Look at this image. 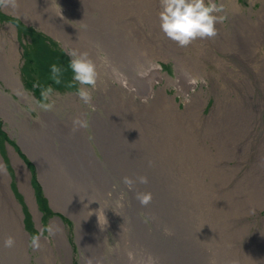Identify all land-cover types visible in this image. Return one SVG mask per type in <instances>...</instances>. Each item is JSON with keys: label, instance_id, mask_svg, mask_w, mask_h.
<instances>
[{"label": "rangeland", "instance_id": "rangeland-1", "mask_svg": "<svg viewBox=\"0 0 264 264\" xmlns=\"http://www.w3.org/2000/svg\"><path fill=\"white\" fill-rule=\"evenodd\" d=\"M42 1L17 0L18 6L15 8H0V63L3 64L5 71L8 73L11 70L15 71L24 91L36 101L41 100L42 89L49 86L54 89L52 99L57 101L56 97L66 98L73 95L72 93L79 87V85H76L75 88L68 87V84L72 82L73 76L69 68L71 58L68 55V51L71 49L84 51L88 43H84L82 39L77 40L70 30L59 29V24H54L56 19H53L50 23L51 20L47 21L42 12L39 15L38 8L41 7ZM82 1L95 6L90 9L93 16L107 20L112 26L116 27V30L121 28L124 31V34L119 33V31L117 33L124 38L122 49L125 50L128 45L125 25L129 21L127 12L130 7H125L117 15H112L114 18V24H112V18L109 19L107 12H109L111 6L115 8L122 6L120 2H117V0ZM138 1L142 4L144 3V5H152L153 11L159 13V0ZM214 2L218 5L222 3L224 6V10L219 13L224 19L216 24L218 34L212 39H198L186 48L179 47L165 35L157 37L152 28L149 29L147 24L140 20H138L139 22L137 21V25L140 24L143 29L138 31V39L142 38L137 45V48H139V51H137L138 57L123 58L128 61L129 65L130 62L134 63L136 60L135 63L141 67L140 69L143 72L149 68L150 64H157L162 77L154 78L151 75L153 79L148 84H153L158 93L162 90L164 96L156 95L158 97V105L156 107L145 111L143 109L138 110L136 113H130L125 110L130 106L123 101L120 104L115 103L116 106L113 107L114 114L118 116L116 112H121V115L118 116L122 117L121 120L130 119L133 121L132 126L128 122V126H121L117 131L131 136V145L136 150L140 146H135V143L140 141L141 144L142 141L144 146L141 144V148L144 153H147V156L154 157L153 164L158 163L159 174L164 177L163 180H165L166 184H164V191L158 190L157 194L165 192L164 196L182 198L185 201L184 207L178 209L177 212H190V216H198L201 229L204 227L205 229L213 230L214 228L217 233L215 242L227 240L230 246L239 248L237 254H231V261L235 262V264H264L256 262L258 257H255V252L261 251L260 249H256L253 254L251 249H248L259 237L258 231H264V0H214ZM69 3L71 4L70 6L73 5L71 2ZM95 9L98 10V13L95 12ZM74 10V12L66 11L67 25H78L74 17L81 23H84L83 21L86 19H91L87 17V13L84 10ZM138 11L142 15L144 13V16L155 14L146 7L145 9L140 8ZM98 24L95 19L92 27L95 28ZM122 24H125L123 28ZM61 31L64 33H61ZM88 42L89 45L94 47L91 41ZM14 44L17 45L18 52L16 60L9 57L10 53L13 52L12 46ZM95 59L93 58V60ZM175 59H178L179 63L182 61L185 64L183 70L177 68ZM190 61H196L194 67H189ZM53 64L65 70L61 76L60 84H56L51 78V66ZM143 72L137 74L139 75ZM189 77L195 78L196 84L191 89L186 86L187 90L184 91V89L182 90V82ZM37 82L41 87L34 86ZM0 90L3 94L11 95L15 100L18 99L16 94L6 88L1 77ZM100 93L96 87L93 90V99H99L97 96H100ZM113 96V94H109L101 98L112 101L114 100ZM204 96L207 97L205 105L201 104ZM172 97H175L176 104H178V112L186 113L189 106H187L185 100L188 99L193 102L194 106L193 104L192 106L194 109L199 108L196 110L197 115L198 112H201L204 120L201 121L200 117L199 119L198 116L195 117L193 111L188 114L190 115L189 118H185L183 114L182 117L176 119ZM200 104L202 107H200ZM26 110L31 117L38 118V114L33 112L29 106H26ZM100 111L102 112L101 109ZM210 114H212L213 119L211 118L210 122H207ZM103 116L105 117L104 114ZM230 121L231 123L228 125ZM201 122L203 123L201 124ZM221 122H225V124ZM200 130H204L206 139L212 140L213 146H209L212 152L214 151L215 154L218 153L220 155L224 154L225 157L233 155L232 161L228 162L229 165L241 164L238 165L239 170L234 175L237 182L242 179V182L238 183L242 184L237 186L238 189L234 185L237 182L233 181L231 184L226 185L206 186L212 190L220 189L222 191L225 189L230 191L232 189L234 202L225 203L228 209H235V212H224L226 207L220 205L224 201L217 199V197L211 200L210 195H208L209 199L205 200L200 195L199 180H191L190 183H187L185 191L182 193V183L190 180V178L183 175L185 174L183 163L191 165L194 170L193 173L200 174V171H202L205 174L209 171L213 172V178L219 175L209 168L206 159H202L199 147L192 146L194 138L196 136L199 137ZM249 130L251 140L244 137ZM225 133L227 135L231 133L230 136L235 139V141L233 140L234 145L226 139ZM218 135H224L225 139H219ZM18 140V128L13 127L11 129L9 120L0 114V158L6 167L5 173L9 177L8 187L12 193V199L20 208L22 214L21 224L24 233L28 236L29 245V237L32 234L36 233L41 227L51 224L53 220L58 221L64 229L71 250V264H81L80 253L82 250H79L77 246V235H80L82 231L77 229L69 212H64L60 208L55 209L51 206L49 201L51 198L48 194L52 187H47V189L44 187L42 179H39L37 167L36 171L33 169V178L29 172L28 174L26 173L28 190L31 195L33 194L39 220L35 219L33 210L25 196L26 183H24V188H22L18 180L17 168L13 164L14 155H17L18 158L20 157L26 166L30 162L25 152L20 149ZM232 146L236 147V149L238 148V150L244 148V146H249L247 159L236 158L234 155L236 150L235 152V148L231 150ZM93 147L95 148L96 146L93 145ZM191 155L195 159L194 162L188 161ZM141 158H144V156H141ZM145 160V163H150L147 158ZM223 165L224 163H222ZM149 171L151 173L153 170L150 169ZM245 172H247V176ZM244 177L246 178L244 179ZM204 182L206 184H214L210 181L209 176L204 178ZM64 185L65 183H62L61 187L64 188ZM72 185L73 183L70 184V186ZM256 192L258 193L254 194ZM2 193L4 192L2 191ZM51 195H56L58 199L61 196L55 189L51 190ZM255 195L259 197H255ZM169 204L170 206L172 204L173 207L178 203L168 202ZM43 205H45L46 209L43 208ZM177 207L172 208L173 210H169V212H173ZM137 208L141 211L136 210L135 212H139L144 221L149 223V219L145 214L147 211L141 208L140 205L133 206L128 204L125 212H132L131 210ZM248 208H250V212H240ZM87 228L88 233L83 235V237H85V240L89 237L90 239L86 242L90 243L86 244L94 243L95 245V241L100 239V237L93 233L90 227ZM261 234L263 235V232ZM168 235L175 237V233L169 230ZM108 236L107 240L113 242L114 235L111 230H108ZM43 238H48L51 242L50 245L54 246L52 235H49L47 231ZM101 241L100 248L103 249V260L109 264L108 245L106 244L104 247L103 243L105 241L103 239ZM202 249L206 251L204 248ZM246 250L247 253H244ZM53 251L55 263L60 264L61 262L65 264L63 262V258H65L64 251L60 249V254L55 248H53ZM27 252L30 254V264H36L35 259L38 254L33 252L30 246ZM208 254L206 251V255ZM81 255L83 254L81 253ZM227 262L228 260H224L221 261V264H226Z\"/></svg>", "mask_w": 264, "mask_h": 264}, {"label": "bare ground", "instance_id": "bare-ground-1", "mask_svg": "<svg viewBox=\"0 0 264 264\" xmlns=\"http://www.w3.org/2000/svg\"><path fill=\"white\" fill-rule=\"evenodd\" d=\"M68 2L73 3V5L70 6L71 4H68ZM83 2L82 0H43L38 11L39 15L42 12L47 21L50 19V23L53 19H56L54 24L58 23L59 29L70 30L77 40L82 39L84 43H88L84 51H87L92 59L96 58L94 61L100 73L97 82V90L101 92V95L97 96L99 99H92L91 103L86 105L75 95L66 98L56 97L57 101H55V107L52 111L42 110L37 106V101L24 91L15 71L11 70L8 73L5 71L3 64L0 63L1 79L6 88L18 97L15 100L11 95L3 94L0 90V114L9 120L11 129L13 127L18 128L20 149L25 152L26 157L30 160L26 166L20 157L14 155L13 164L17 168L21 187L24 188V183H26L24 192L35 219L39 220L33 194L31 195L28 190L26 173L29 172L33 178V169L36 171L37 167L39 179H42L44 187L46 189L52 187L48 194L51 198L49 200L51 206L69 212L77 229L82 231L81 236L77 235V246L83 254L80 253L81 264H87L88 259H91L93 264H107L103 260V249L100 248L102 239L105 241L103 243L104 247L107 244L109 248V264H209L208 262L221 264V261L224 260H228L226 264H235L231 261L230 256L231 254H237L239 248L230 246L227 240L215 242L217 233L214 228L212 227L213 230L204 227L201 229L198 216H190V212H177L178 209L184 207L185 201L182 198L164 196L165 192L157 194L158 190L164 191V184H166L163 180L164 177L159 174L158 163L153 164L154 157L147 156V153H144L141 148V144L144 146L142 141L141 144L140 141L135 143V146H140L136 150L131 145V136L117 131L121 126H128V122L132 126L133 121L130 119L121 120L122 117H118L121 112H116L118 116L115 115L113 110V107L116 106L115 103L120 104L123 101L130 106L125 110L136 113L138 110L143 109L145 111L156 107L158 105L156 95L164 96L162 90L158 93L153 84H148L153 79L151 75L154 78L162 77L157 64H150L149 68L143 72L140 69L141 67L135 63L136 60L134 63L130 62L129 65L128 61L123 58L138 57L137 51H139V48H137V45L142 40V38L138 39V31L143 30L140 24L137 25L138 20L147 24L149 29L152 28L157 37L164 36V33L160 30L158 12L153 11L152 5H144L138 0H117L122 6L116 8L111 6L107 13L109 19L112 18V24H114L112 15H117L121 9L130 7L127 12L129 21L126 25L122 24V28L125 25L128 35V45L123 50L124 38L117 31L121 34H124V31L121 28L116 30V27L112 26L107 20L93 16L90 9L95 6ZM145 7L151 9L155 14L144 16V13L143 15L139 13L138 9H145ZM74 9L84 10L87 17L91 19H86L83 21L84 23H81L74 17L78 25L69 23L70 26L67 25L66 11L74 12ZM95 12L98 13V10L95 9ZM95 19L96 23L99 24L93 28L92 25ZM61 33L64 32L61 31ZM88 41H91L94 47L89 45ZM12 48L13 52L10 53L9 57L16 60L18 56L17 45L14 44ZM175 62L180 70L185 68L182 61L179 63L178 59H175ZM195 63L196 61H190L189 67H194ZM140 72L143 73L138 75L137 73ZM195 84V78L189 77L182 82V90H187V87L191 89ZM109 94L115 96H113L114 100L107 101L101 98ZM172 98L173 107L176 111L175 118L177 119L182 117L184 113L178 112V104H176L175 97ZM206 100L207 97L204 96L201 104L205 105ZM185 101L189 109L184 117L189 118L190 115L188 114L193 111L195 117L198 116V119L200 117L201 121L204 120L201 112H198L197 115L196 110L199 108L194 109L192 101L188 99ZM201 104L200 107H202ZM26 106H29L33 112L38 114L37 119L31 117L26 110ZM77 116L82 120H86L87 127H81L73 131L72 121ZM209 117L207 122H210L212 114ZM230 123L231 121L228 125ZM222 124H225V122ZM201 130L199 137L194 138L192 146L199 147L202 159H206L209 168L219 175L213 178V172L208 171L203 174L200 171V174L193 173L192 166L183 163V169L185 170L183 175L190 178V180L182 183V193H184L187 183H190L191 180H199V183H197L200 185V195L205 200H208L209 197L214 200L217 197V199L224 201L220 203V205L227 208L224 209V212H235V209H228L225 203L234 202L232 189L230 191L225 189L222 191L220 189L212 190L206 186L226 185L231 184L232 181L237 182L234 175L237 174L238 165L241 164L229 165L228 162L232 161L233 155L225 157L224 154L220 155L215 154L214 151L212 152L209 147L213 146L212 140L206 139L204 130ZM225 135L226 139L234 145L233 140L235 141V139L230 136L231 133L230 135L225 133ZM218 137L219 139H225L224 135H218ZM244 137L248 140L252 139L250 130ZM92 144L96 147L94 148ZM249 148V146H244V148L238 150V148L232 146L231 150L234 149V152L236 150L234 154L236 158L247 159ZM141 156H144V158H141ZM146 158L151 165L149 162L145 163ZM188 161L194 162L195 159L191 155ZM0 163H2L1 158ZM222 163H224L223 166ZM150 169L153 170L151 173ZM245 173L247 176V172ZM125 176L134 180L138 176H147L149 182L147 184L137 182L133 190L130 191L122 182ZM208 176L214 184L204 182V178ZM8 182L9 177L7 174L5 172L0 173V264H30V254L27 252L29 247L28 236L23 231L22 214L19 206L12 199L13 196L9 190ZM239 182H242V179L234 185L236 187L241 186L242 184H238ZM62 183H65L64 188L61 187ZM72 183L73 185L70 186ZM52 189H55L61 195L59 199L56 195H51ZM136 192H151L153 197L151 203L147 206H141L135 199ZM208 195L210 196L208 197ZM257 196L255 195V197ZM168 202L178 204L172 207V204L170 206ZM128 204L140 205L141 208L145 209L149 223L144 221L139 212H135L140 210L138 208L131 210L132 212H125ZM95 206L99 210L96 209L98 212L95 210ZM176 206L178 207L173 212H169ZM43 208L46 209L45 205H43ZM240 212H250V208ZM51 225L55 231V234L52 235L54 246L50 245L51 242L48 238H42L41 249L33 250L38 254L35 259L36 264H57L55 263L53 248L58 251V254L62 249L65 253L63 262L71 264V250L63 227L58 221L54 220ZM87 227H90L92 232L100 237L95 241V245L94 243L86 244L90 243L86 242L90 239L89 237L86 240L83 237L88 233ZM167 229L174 232L175 237L168 235ZM108 230L113 232V242L107 240L109 238ZM261 232H263V235ZM9 235L15 237L16 243L13 248L3 246L4 239ZM258 235L259 237L248 249H251L252 254L256 249H260L261 251L255 252V257H258L256 262L264 263L262 261L264 260V231L259 230ZM201 247L209 254L206 255V251H203ZM244 253H247V250ZM60 264L63 263L60 262Z\"/></svg>", "mask_w": 264, "mask_h": 264}, {"label": "clouds", "instance_id": "clouds-1", "mask_svg": "<svg viewBox=\"0 0 264 264\" xmlns=\"http://www.w3.org/2000/svg\"><path fill=\"white\" fill-rule=\"evenodd\" d=\"M159 3L160 30L181 48L190 46L198 39L214 38L218 34L216 24L224 19L223 16L219 15L224 10L223 4L218 5L214 0H159ZM17 6V0H0V8H15ZM68 55L71 58L69 68L73 73L72 82L68 84V87L75 88L76 85H79L72 94L84 104H90L93 99V90L97 87L100 78L98 67L87 51L71 49L68 51ZM64 71L56 64L51 66V78L56 84L61 83V76ZM34 86L41 87L38 82ZM53 96L54 89L51 86L42 89L41 100L37 101V106L42 110L52 111L55 107ZM72 123L73 131L87 127L86 120H82L79 116L75 117ZM4 172H6V167L0 163V173ZM122 182L131 191L137 182L147 184L149 181L147 176H138L135 180L125 176ZM152 198L151 192H136L135 194V199L141 206L150 204ZM46 231L49 235L55 234L53 226L49 224L46 227H41L29 237V246L33 250L41 249V240ZM15 243V237L9 235L4 239L3 246L13 248ZM87 264H93L92 260L88 259Z\"/></svg>", "mask_w": 264, "mask_h": 264}]
</instances>
